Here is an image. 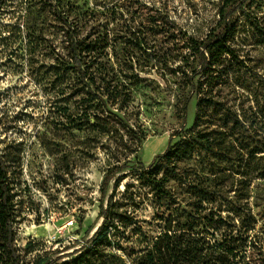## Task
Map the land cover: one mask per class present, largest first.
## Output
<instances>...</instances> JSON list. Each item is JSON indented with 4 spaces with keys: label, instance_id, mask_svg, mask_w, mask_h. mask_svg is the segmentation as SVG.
Wrapping results in <instances>:
<instances>
[{
    "label": "rangeland",
    "instance_id": "374dc122",
    "mask_svg": "<svg viewBox=\"0 0 264 264\" xmlns=\"http://www.w3.org/2000/svg\"><path fill=\"white\" fill-rule=\"evenodd\" d=\"M81 21L80 35L100 37L97 62L129 87L119 115L144 135L129 142L136 150L131 161L148 166L201 111L202 127L216 131L221 152L181 160V178H168L165 186L186 219L198 222L195 229L233 247L238 264H264V35L255 26L264 29V0H5L0 146L20 157L14 176L23 204L14 230L25 263L71 261L101 223L99 187L115 144L111 134L76 119L84 94L69 70L68 25ZM227 22L233 56L216 54L203 63L190 39L217 33ZM192 70L193 86L186 75ZM113 196L134 223L117 222L100 256L90 252L74 264H132L161 233L166 200L130 175Z\"/></svg>",
    "mask_w": 264,
    "mask_h": 264
},
{
    "label": "trees",
    "instance_id": "16d2710c",
    "mask_svg": "<svg viewBox=\"0 0 264 264\" xmlns=\"http://www.w3.org/2000/svg\"><path fill=\"white\" fill-rule=\"evenodd\" d=\"M4 2L5 0H0V8ZM67 22L65 21L66 24ZM71 24L73 23L68 25L71 33L69 70L77 78L78 91L80 88L84 94L79 100L84 107L76 119L85 128L90 126L111 134L115 146L106 152L111 163L107 165L99 187L101 223L93 233L92 241L85 250L71 261L63 264H74L83 255L90 252L100 256L101 248L110 242V233L116 229L117 222L134 223V219L127 213H120L117 210L116 200L113 196L115 189L128 175L149 187L150 193L159 200H166V209L169 211L161 233L144 249V255L134 259L132 264H238L233 247L222 241H212L211 237L205 236L203 231L195 229L198 222L192 221L190 215V219H186L187 215L184 209L179 206L176 197L165 186L168 178H181L176 169L181 160L194 154L221 152L220 141L214 136L216 131L202 127L204 119H202L201 111H198L193 125L185 130V134L180 135V139L175 143H171V137L179 133L171 134L165 150L156 155L148 166H145L141 161L132 162L129 154H133L136 150L132 149L129 142L136 140L141 142L144 135L128 127L123 116L119 115V112L124 114L126 112V103L129 101L130 94L129 87L113 75H109V71L107 72L100 62H97L99 53L102 52V47H98L99 35L93 31L80 35L82 26L85 25L83 21L73 26ZM255 26L264 35V29L257 24ZM232 34L233 27L227 22L225 28L217 33L216 29H213L201 40L191 38V48L198 53L203 63L216 54L233 56L234 51L228 43ZM199 65L200 68L202 65ZM186 75L188 84L193 86L196 71L192 70L190 75ZM189 100V97L185 98L182 105L183 112L181 114L178 112L182 120L186 118ZM203 102L205 99H200L198 103L200 110ZM125 135L128 139L124 141ZM19 158L18 153L14 155L0 146V264H26L22 250L15 243L14 230L17 209L23 204L22 198L17 197L16 177L14 176ZM117 174L118 176L115 177ZM114 177L112 192L107 196L104 205L106 188ZM46 264L55 263L50 261ZM240 264H250V262L243 259Z\"/></svg>",
    "mask_w": 264,
    "mask_h": 264
}]
</instances>
